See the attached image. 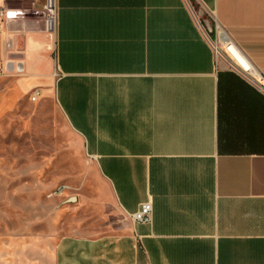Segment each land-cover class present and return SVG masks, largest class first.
<instances>
[{
	"label": "crops",
	"instance_id": "0c3cea01",
	"mask_svg": "<svg viewBox=\"0 0 264 264\" xmlns=\"http://www.w3.org/2000/svg\"><path fill=\"white\" fill-rule=\"evenodd\" d=\"M199 2L0 0L3 75L52 99L125 221L55 264H264V95L225 50L264 76V0Z\"/></svg>",
	"mask_w": 264,
	"mask_h": 264
},
{
	"label": "rangeland",
	"instance_id": "374dc122",
	"mask_svg": "<svg viewBox=\"0 0 264 264\" xmlns=\"http://www.w3.org/2000/svg\"><path fill=\"white\" fill-rule=\"evenodd\" d=\"M1 33L0 264H55L64 237H98L124 220L100 205L105 184L52 99L33 103L3 75Z\"/></svg>",
	"mask_w": 264,
	"mask_h": 264
},
{
	"label": "built area",
	"instance_id": "2783aa9c",
	"mask_svg": "<svg viewBox=\"0 0 264 264\" xmlns=\"http://www.w3.org/2000/svg\"><path fill=\"white\" fill-rule=\"evenodd\" d=\"M195 1L199 5L200 3L199 0H195ZM44 12L46 15V25H47L48 31H54L57 25L56 9L53 8L52 4H49L45 7ZM14 18H15L14 12L4 11L3 9H0V19L6 20L7 22H9L10 20H13ZM212 44H213V50L215 52L216 59L219 60L222 56L221 48L220 46L217 45V43L212 42ZM230 47L232 46L230 45ZM228 57L233 62L232 66L235 68V70L238 73H240L243 77H245L249 82H251V84L254 85L264 95V76L258 75L253 70L244 71L236 63H234V61L229 55ZM41 96H42L41 90L35 89L32 92L30 99L33 103H36L41 99ZM152 213H153L152 202H146L141 205L140 209L136 213L131 215V218L134 222L150 223L152 220Z\"/></svg>",
	"mask_w": 264,
	"mask_h": 264
},
{
	"label": "bare ground",
	"instance_id": "6f19581e",
	"mask_svg": "<svg viewBox=\"0 0 264 264\" xmlns=\"http://www.w3.org/2000/svg\"><path fill=\"white\" fill-rule=\"evenodd\" d=\"M226 50L227 54L232 58V60L244 71L252 70L251 65L248 63L245 57L241 53H239L237 49H235L233 46L230 47V45H227Z\"/></svg>",
	"mask_w": 264,
	"mask_h": 264
}]
</instances>
